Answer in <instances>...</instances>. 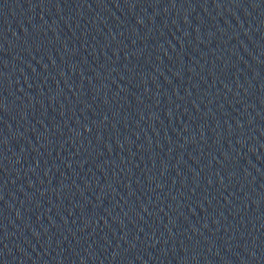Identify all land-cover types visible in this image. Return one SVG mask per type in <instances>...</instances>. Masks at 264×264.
Masks as SVG:
<instances>
[{
  "label": "water",
  "instance_id": "95a60500",
  "mask_svg": "<svg viewBox=\"0 0 264 264\" xmlns=\"http://www.w3.org/2000/svg\"><path fill=\"white\" fill-rule=\"evenodd\" d=\"M0 264H264V0H0Z\"/></svg>",
  "mask_w": 264,
  "mask_h": 264
}]
</instances>
